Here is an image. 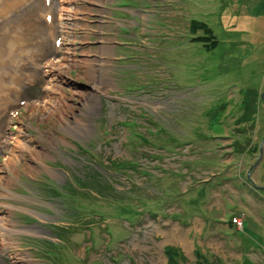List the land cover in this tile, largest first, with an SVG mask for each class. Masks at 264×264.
Here are the masks:
<instances>
[{"label": "rangeland", "instance_id": "1", "mask_svg": "<svg viewBox=\"0 0 264 264\" xmlns=\"http://www.w3.org/2000/svg\"><path fill=\"white\" fill-rule=\"evenodd\" d=\"M52 1L59 51L40 0L4 30L38 51L0 87V264H235L264 228V0ZM94 168L113 199L70 202Z\"/></svg>", "mask_w": 264, "mask_h": 264}, {"label": "bare ground", "instance_id": "2", "mask_svg": "<svg viewBox=\"0 0 264 264\" xmlns=\"http://www.w3.org/2000/svg\"><path fill=\"white\" fill-rule=\"evenodd\" d=\"M30 0H25L21 5H18L15 7V10L16 9H25V6H28L27 2H29ZM17 4L14 3L12 6L14 7V5ZM11 6V7H12ZM12 7V8H13ZM31 8V7H30ZM29 8V9H30ZM8 9H10V7H8ZM26 12H28V9L26 10ZM25 13H22L21 15L18 16V20L22 19L24 17V15L26 14ZM6 16V17H5ZM5 20L7 21L9 18L7 16L9 15H5ZM27 17V16H25ZM12 22H9L7 25L3 26L4 28H6L7 26H9ZM22 28L19 29V31L21 30ZM19 31L17 33H19ZM30 31V26L28 25V23L24 26L23 30H22V33L23 35H27ZM4 29L2 28L1 29V32H0V81H3L2 79L5 78V75L7 74L8 77L14 79V83L17 82V74L19 71L23 70V64H19L20 61H22V58L24 57L23 55L21 56H18V55H14V54H10L11 50L13 48H15L16 46L18 45H26V46H30V43L28 41V39H25L26 37H23L21 38L22 41L21 42H17L19 40H9L8 42H6L5 38H4ZM18 35V34H16ZM20 39V38H19ZM24 39V40H23ZM31 42V40H30ZM39 45L42 49H44V43L42 42H39ZM21 50H24V48H22ZM21 53V52H20ZM19 54V52H18ZM41 58H45V54L42 52ZM42 59V60H43ZM56 61V60H55ZM57 62H55L54 64H50L48 62L47 65L50 66V71H49V77L51 78V81H54L55 78L59 75V70H60V67L56 65ZM25 64V63H24ZM27 70L33 72V68H30V67H27ZM105 78H106V74H103L101 77H100V82L101 84L105 81ZM52 97V92L50 91H46L44 97H43V101H42V106H41V110L43 109V111H45L46 107H47V103H48V100L49 98ZM5 101H7V97H5ZM75 174H73V178H75ZM74 181V180H73ZM71 183V182H70ZM72 184V183H71Z\"/></svg>", "mask_w": 264, "mask_h": 264}, {"label": "trees", "instance_id": "3", "mask_svg": "<svg viewBox=\"0 0 264 264\" xmlns=\"http://www.w3.org/2000/svg\"><path fill=\"white\" fill-rule=\"evenodd\" d=\"M203 26L207 27L206 25H203ZM208 31L210 34L212 33V31L209 28H208ZM213 39H216L215 36ZM109 163L110 164L107 167V170H109V168H111L113 170L114 174H117L116 171L114 170V168L124 166V164L128 167H135L134 165H132V163L126 162V161H123V162L113 161V162H109ZM86 174L83 175V177H75V180L73 183L74 193L72 196L70 195V197H69L70 202H73L75 199H79L78 198L79 196L85 197V196H89V195H95V197L98 199H104V200L113 199L112 197L114 194H112V193H114V189H112V187H111L112 182L108 179V178L112 177L111 174H109L108 177H105L96 168L88 170V172ZM85 190H89V191L87 193H84ZM58 194H59V197L65 198V195H62L60 193H58ZM64 205L68 206V202L67 203L64 202ZM71 207L77 213L79 207H74V206H71ZM65 218L68 221L67 216H65ZM165 250H166L165 253L167 255L176 254V251H174L173 248H166ZM169 258H171V260H172V262L170 264H183L184 260L186 261L185 257L180 256V255H178L174 258L172 256H170ZM196 264H198V263L196 262Z\"/></svg>", "mask_w": 264, "mask_h": 264}, {"label": "crops", "instance_id": "4", "mask_svg": "<svg viewBox=\"0 0 264 264\" xmlns=\"http://www.w3.org/2000/svg\"><path fill=\"white\" fill-rule=\"evenodd\" d=\"M244 3V0L242 1ZM259 5V4H257ZM260 15H264V14H260ZM255 17H262V16H255ZM264 17V16H263ZM248 129H252L250 127H247ZM255 130H254V137L253 140H255V134H256V130H257V126H255ZM256 141V140H255ZM262 199L264 200V195L262 194ZM250 220H246V223L244 224V232H242V230L240 231V233H236V235L238 237H240L241 239H245L248 240L250 242L249 246H244L243 244L239 243L235 246L237 251H239L241 253V256L238 260H235V264H249L247 260V254H250L253 251H257V250H261V253H263L264 256V228L261 227L259 225H257L254 221V215L252 216V218H249ZM238 230V229H237ZM220 261V260H218ZM223 261H227L228 260H223ZM231 262H234V260H232ZM250 264H252L250 262ZM263 264H264V260H263Z\"/></svg>", "mask_w": 264, "mask_h": 264}, {"label": "built area", "instance_id": "5", "mask_svg": "<svg viewBox=\"0 0 264 264\" xmlns=\"http://www.w3.org/2000/svg\"><path fill=\"white\" fill-rule=\"evenodd\" d=\"M240 225H241V224H239V226H238V227H241Z\"/></svg>", "mask_w": 264, "mask_h": 264}]
</instances>
